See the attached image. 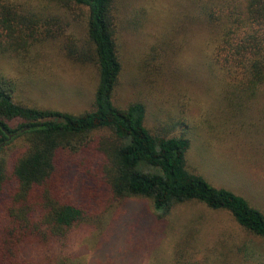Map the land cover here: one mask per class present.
Masks as SVG:
<instances>
[{
	"label": "rangeland",
	"instance_id": "rangeland-1",
	"mask_svg": "<svg viewBox=\"0 0 264 264\" xmlns=\"http://www.w3.org/2000/svg\"><path fill=\"white\" fill-rule=\"evenodd\" d=\"M13 1L52 27L26 50L0 52V74L17 84L15 101L75 114L93 109L98 69L69 49L85 46L86 10L61 7L58 0ZM194 13L192 0L116 1L123 70L114 102L122 108L143 102L151 131L191 139V170L264 211V86L243 101L224 97L210 29ZM23 144L18 137L8 151ZM86 162L90 170L72 164L65 181L88 217L65 242L23 243L16 264H176L185 256L200 264H264V238L229 211L184 202L159 217L146 198L112 196L98 181L100 165L91 155Z\"/></svg>",
	"mask_w": 264,
	"mask_h": 264
},
{
	"label": "trees",
	"instance_id": "trees-1",
	"mask_svg": "<svg viewBox=\"0 0 264 264\" xmlns=\"http://www.w3.org/2000/svg\"><path fill=\"white\" fill-rule=\"evenodd\" d=\"M116 1L58 0L61 7L86 10L85 46L69 49L98 69L93 109L75 114L18 103L16 82L0 74V264H16L23 243L65 242L88 217L86 207L68 193L65 177L72 164L90 170L89 163H82L89 155L100 165L99 183L114 197L146 198L159 217L184 202L224 209L248 232L264 238V211L189 168L187 135L151 131L143 102L125 108L115 104L123 70ZM192 2L194 17L210 29L211 59L222 75L224 97L243 101L258 96L264 86V0ZM40 19L13 0H0V52L26 50L31 40L51 34L52 27ZM103 130L111 135H92ZM18 137L24 144L9 152ZM191 258L181 257L176 264H200Z\"/></svg>",
	"mask_w": 264,
	"mask_h": 264
},
{
	"label": "water",
	"instance_id": "water-1",
	"mask_svg": "<svg viewBox=\"0 0 264 264\" xmlns=\"http://www.w3.org/2000/svg\"><path fill=\"white\" fill-rule=\"evenodd\" d=\"M11 137H12V134L9 133V138H11Z\"/></svg>",
	"mask_w": 264,
	"mask_h": 264
}]
</instances>
